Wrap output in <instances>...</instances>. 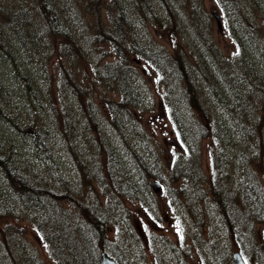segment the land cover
Here are the masks:
<instances>
[{"label": "bare ground", "instance_id": "bare-ground-1", "mask_svg": "<svg viewBox=\"0 0 264 264\" xmlns=\"http://www.w3.org/2000/svg\"><path fill=\"white\" fill-rule=\"evenodd\" d=\"M46 13H53V11L49 9ZM47 16L49 17V15ZM59 17L65 19L62 14L54 11L50 15L53 22L45 19L43 22L40 21L37 26L40 29L42 26L43 28L50 27L53 31H62L61 37L69 48H73L75 45H93L107 38V35L97 32L93 28L94 26L89 23L78 25L84 29L74 31L75 28L70 27L66 22L61 25L58 21V19L60 20ZM27 24H30L29 15L25 19L14 12L10 13L9 20L0 21L2 28L0 34V204L7 197L16 195V185H18L15 184L14 180L16 175H23L24 182H22V186L19 184L20 190L18 192L25 194L20 197V201L17 203L21 207L15 208V213L11 216L15 218H10L11 231L5 237V244L3 245V249L9 250L4 251L3 257L12 260V263L8 264H28L20 256H17L18 251H15L22 245L26 247L25 225L22 222L30 224L35 230H37V225H49L52 227V231L47 228V233L53 235L57 223L63 220L60 215L54 213L58 206L55 198L64 192L67 193V191L75 189L82 177L84 178L87 169L95 170V164L100 165L99 156L102 152L85 150L81 142L84 141V144L86 141L88 143L93 142L89 138V126L92 124L105 135L103 149L109 159L105 167L101 165L99 167H102L103 170L113 168V173L126 179V185L135 192L139 194L144 192L142 176L149 175L154 169V164L162 170V163L152 154L149 143L143 138L140 128L133 123L126 110L128 108L125 104L126 101L136 100L151 105L156 103L153 94L140 85L131 70L130 73H123L121 77L123 80L122 94L108 91L107 95L114 102L110 103L112 114L107 119L102 116L101 99L89 98L90 101L85 103L77 97L73 89L66 87L64 114L66 115L68 130L74 128V132L64 134L60 131L59 127L62 125L59 122L62 116L47 102V79L42 72L41 63L37 59L36 61L33 60L37 57L36 54L25 51V45L23 43L17 44L16 41L21 42L26 35L30 34L28 31L31 28ZM195 25L198 26L196 27L198 33L193 31L195 34L193 38L199 51L193 52L187 57L189 60L184 59L183 61L187 67L185 72L192 73L194 76L185 78V75H182L177 79L182 86L180 90L185 89L187 96L178 94L177 92L180 90L176 85L177 92L170 93L165 100L166 103L164 102V106L173 114L175 113L174 116H176L177 122L183 126L185 135L189 138L194 151L191 160L189 158L178 159L175 167L173 165L172 170L169 171L168 181L175 183L179 178L182 180L187 188L181 191L177 200L189 201L188 205L191 206L199 222L204 223L208 220L205 214L226 219L225 217L238 208V203L229 195H219V204L214 202L213 204L207 203L203 206L204 208L200 206L199 201L206 199L207 191L199 188L197 183H193L194 180H202V168L201 163L192 161L196 160L199 155L198 151L200 152L199 143L197 144L194 139L202 136V129L198 123H195V128L199 131H194L190 124V116L193 113L196 114L197 110L207 108L214 112L218 120H224V126H228L226 127L227 131L220 128L218 135L220 137L234 135L233 140L243 139L247 147L248 153L238 156V164H247L251 157L252 159L260 157L262 153L259 150L260 144L258 142L259 137L264 135V119L249 120L241 125V131L245 135L248 133V136L237 135L232 130L231 125L229 126L231 121L226 120L225 117L229 107H231L230 105H233L235 101L231 97L227 99L225 97L236 95L238 100L244 98L256 106H258V102L263 100L260 98L264 97V37L262 32H259L253 25H232L230 32L236 40L237 51L231 55H225L219 48L213 46V38L208 39L200 36L201 24L190 23L185 26L192 28ZM176 28L175 33L179 35L181 25H176ZM209 30L204 29L202 31L205 34L208 31L212 35L211 24ZM135 34L142 39L144 38L142 35H145L142 27L135 28ZM44 47L45 45L39 49ZM140 49L150 52L155 57L161 56L154 48L140 46ZM214 63L217 66H214ZM226 70H239L244 78L232 79L225 75ZM251 72L253 76L250 79L245 78L247 77L245 74ZM24 80L30 82L37 91L34 92L26 86ZM232 82H235L237 86L228 89L225 85ZM239 84L246 86L248 90H239ZM123 94H125L126 101L123 99ZM181 97H184L183 100ZM124 138L129 143L134 144L135 153L133 155L125 154L124 145L121 142ZM73 145L77 146V151H68L69 146ZM224 145L231 148L227 140L224 141ZM90 158H95L94 161H99V164L89 160ZM47 161L54 162L48 164L49 171L53 175L48 174L43 169V165ZM219 161V171L223 175L228 172V168L222 160ZM26 170H30V174ZM97 171H99L97 177L105 178L107 176L106 172L102 174L101 170ZM149 186L152 190L151 180ZM22 187L26 190L25 193L21 191ZM251 190L253 193H258L252 184ZM205 194L206 197L204 198ZM122 196L123 191L111 194L103 207L94 208L91 215L93 224L80 237L82 242L76 258L71 250L65 249L62 253L74 258L75 264L76 261L83 262V264H95L96 257L97 263L101 264L100 255L105 252L101 249L103 223L110 218L117 197ZM258 207L262 210L260 205L255 204V208ZM128 220L123 223L121 220L117 222L123 225ZM109 225L108 223L104 229L108 228ZM63 241L69 248L70 241L65 238ZM215 242L217 244L215 249L225 246L227 243L225 236L216 237ZM112 245L115 250L119 251L118 258L129 264L131 263L130 256L133 254L132 250L139 251V246H134L131 241L128 243L124 235ZM158 246H156L157 251ZM160 246L165 250L164 245ZM161 251L163 252V249ZM163 259H166L165 255H163Z\"/></svg>", "mask_w": 264, "mask_h": 264}, {"label": "trees", "instance_id": "trees-1", "mask_svg": "<svg viewBox=\"0 0 264 264\" xmlns=\"http://www.w3.org/2000/svg\"><path fill=\"white\" fill-rule=\"evenodd\" d=\"M218 1L223 3L225 0ZM247 1L250 7L254 4V0ZM257 2L259 3L260 1L257 0ZM235 3L237 11L243 10L245 0H235ZM262 3H264V0ZM49 9L52 10L53 13L56 11L65 17V19L59 17L60 20L58 19V21H60L59 23L61 25L63 22H66L70 27L75 28L74 31H77L78 29H84V27L78 25L89 23L94 26L93 28L97 32L107 35V38L93 45H75L73 48H69L61 37L62 31H53L50 27L43 28L42 26H40V29L37 26L40 21L43 22L45 19L51 21L50 15L53 13H46ZM12 12L16 15L23 16L25 19L26 16H30V24H27L31 28V30L28 31L30 34L26 35L21 42L18 40L16 41L17 44L23 43L25 45V51L37 55L33 60L36 61L37 59L41 63L42 72L47 79V102L61 114L62 119L59 123L62 127H59V129L64 134H71L74 132V128L70 131L68 130L66 115L64 114V92L67 91L66 87L73 89L77 97L85 103L90 101L89 98L101 99L102 116L104 119H107L112 114L110 103L114 102L112 98L107 95L108 91L111 90L120 92L121 94L123 93V80L121 79L123 73H130L131 70L135 74L134 77L139 81L140 85L145 87L148 92L152 93L149 82L141 72L142 66L148 65L157 73L158 82L162 88V97L165 102L171 92H177L175 88L176 85L178 90H180V87L182 88L180 81L177 80L179 77L182 75H185V78L194 76L192 73L188 74V72H185L187 67L183 61L184 59L189 60L187 58L189 55L199 51L193 38L195 35L193 31L198 33L196 28L198 26L195 25L189 28L185 25L190 23L201 24L200 36L208 39L212 38V35H210L208 31L207 34L202 31L204 29L209 30L211 23L205 13L204 18L202 17V11L200 10L199 12V6L196 0H107L103 4H101L100 0H0V21L9 20V15ZM47 15H49V17ZM2 17L3 19H1ZM176 25H181L179 29L181 35L175 33V30H177ZM141 27L145 33V35H142L144 37L143 39L135 34V28ZM41 30L43 32H40ZM151 30H163L164 33L170 36L174 41L171 49L169 50L167 47L158 43ZM1 33L2 28L0 27V34ZM141 39L142 44L140 43ZM44 45V48L39 49V47ZM140 46L154 48L161 56L155 57L150 52L140 49ZM213 46L217 47L214 41ZM20 49L23 50L22 48ZM54 58L57 61L55 64L52 63ZM80 61L87 63L91 73L90 82L86 87H83L82 84H80L81 80L77 78L78 69L80 70ZM214 66L217 65L214 63ZM225 75L232 79L244 78L241 76V73H239V70H226ZM245 75L247 79L253 76L252 72ZM24 84L34 92L37 91L35 87H32L30 82L24 80ZM92 85H95L97 89L94 90ZM225 86L228 89H232L237 85L235 82H232L227 83ZM238 88L243 91L248 90L246 86L241 84H239ZM177 93L181 96H187L185 89ZM228 97L234 99L235 102H233V105H230L231 107L228 109V114H225L226 120L231 121L229 126L231 125L232 130L237 135L246 137L248 133L245 135V133L241 131V125L247 123L251 119H264V97L260 98L263 100L258 102V106L253 102L249 103L247 99L244 98L238 100L236 95L227 96L225 99ZM183 98L184 97H181V100H183ZM123 99L126 101L125 94H123ZM125 104L128 107L126 110L131 120L140 128L143 138L148 140L149 135L144 126V118L147 113H151L153 110L151 108H154V105L136 100L126 101ZM168 112L178 132L177 138H180L179 140L186 145L184 151L189 155L192 150L191 143L188 141L189 138L185 135L183 126L177 122L176 116H174L175 113L173 114V112L169 110ZM195 123H198L200 129H202V136L195 138L194 141L198 144L207 138H211L214 143L211 145L209 141L206 147L212 159L213 168L211 177L208 180L209 194L213 196L211 204L214 202H218L219 204V195H229L238 203V208L229 216L225 217L226 219H222L223 222L228 225L231 224V231L229 230L226 232L224 236L227 238L228 243L229 236L232 234L235 240L238 241L241 238H245L251 244L254 225L260 221L264 223V185L261 183L258 173L251 167L252 157L247 164H238V156L246 154V152L248 153L247 147L243 139L237 138V140H233L232 137L234 135L229 137H220L218 135V130L220 128H224V130L227 131L226 127L228 126H224L225 121L222 119L218 120L214 112L209 111L207 108L199 111L197 110L196 114L193 113V115L190 116V124L194 131H199V129L195 128ZM89 134V138L93 142L88 143L86 141V144H84V141L81 142L85 150H99L102 152L99 156L101 160L100 165L105 167L109 162L107 153L103 149L105 135L93 124L89 126ZM225 140L229 141L231 148H227L224 145ZM121 142L124 145L123 147L126 155L129 156L135 153V146L133 143H129L125 138L122 139ZM69 147L71 149L69 148L68 151H77L76 145ZM260 149L259 147V150ZM260 156L264 157L263 154H260ZM224 157H227L230 163L237 162L236 170L234 171V182L230 185L226 184L223 180L226 174L221 175L219 171V160H222ZM180 158H182L180 154L177 155L176 158L171 156L168 166L169 171L172 170L171 168L173 165L175 167V163ZM89 160L94 161L95 158H90ZM94 162H98L99 164V161ZM52 163L54 162L47 161L43 165V169L50 175L53 174L49 171L50 167L48 164ZM224 164L228 167V163L224 162ZM99 166L95 164V170L87 169L84 178L82 177L75 189L69 190L67 193L64 192L59 195V197L55 198L58 206L54 213L60 215L63 220L57 223L53 235L47 233V228H50L52 231V227L49 225L39 226L36 224L37 231L46 246L47 254L57 264H75L74 258H70L71 256H66L62 252L65 249L71 250L76 258L82 242L80 237L93 224L91 215L94 208L103 207L107 203L109 195L121 191H123V196L117 197L110 218L103 223V241L101 249L114 258L118 264H127L126 261L123 262L118 258L117 254L119 251L115 250L112 244L115 243L123 233H132L131 219L134 218V212L129 209L128 204L135 201L147 205L148 208H150L152 206L151 203L156 204V198L149 186V181L156 179L159 182L162 181L163 185L166 186L162 170L155 164L154 169L151 170L149 175L142 176L144 192L141 194L132 190L130 186L128 187L126 185L127 180L114 174L113 168L111 169L109 167L110 169L103 170L102 167L100 168ZM84 170L86 171V168H84ZM97 170H101L102 174L106 172L107 176L105 178L97 177V173H99ZM26 171L30 174V170ZM14 180L15 184H18L16 185L17 193L15 196L10 198L7 197L5 201L0 204V223L3 220L10 221V218H15L11 216L14 215L15 208L21 207L17 203L20 201V197L25 195L18 192L20 190L19 184L22 186V182H24L23 175L19 174L14 176ZM178 180L181 179L179 178ZM199 182L201 181H193L195 184ZM251 184L258 193L252 192ZM174 188V196L177 198V196L181 194V191L177 187ZM183 190H185V187H182V191ZM21 191L23 193L26 192L23 187ZM145 194L146 196H144ZM178 201L184 208H191V206L188 205L189 201L185 199H178ZM199 203H201L200 206L204 208L203 206L207 204V200L204 199L199 201ZM255 204H258V206L260 205L262 210H260L259 207L255 208ZM151 214L154 215V212H151ZM209 216L210 215L205 214L206 218H209ZM127 219L129 220L123 225L117 222L121 220L123 223ZM108 223L110 225L108 228L104 229ZM115 227L118 228L117 231ZM10 231L11 222H5L0 226V264H2V262L3 264L12 263V260L3 257L4 251H9L3 249V245L5 244V237ZM63 238L70 241L69 248H67ZM132 240L134 241L135 239L132 238ZM159 243L166 244L165 240L158 236L154 242V246L156 247ZM216 250L212 251L210 249V251H212L211 256L214 258L215 264H220L223 261V256L227 255L229 250H221V252ZM15 251H18L16 255L20 256L25 263L41 264L39 251L28 239L26 240V247L22 245L21 248ZM254 252L260 264H264V250L261 252V250L258 249ZM76 264H83V262L76 261ZM95 264H99L97 263V257L95 259Z\"/></svg>", "mask_w": 264, "mask_h": 264}, {"label": "rangeland", "instance_id": "rangeland-1", "mask_svg": "<svg viewBox=\"0 0 264 264\" xmlns=\"http://www.w3.org/2000/svg\"><path fill=\"white\" fill-rule=\"evenodd\" d=\"M100 1L103 4L107 0ZM258 1L260 2L258 3L257 0H254V4L250 7L249 2L245 0L243 10L237 11L235 0H225L223 3L218 0H196L199 12L200 10L202 11V17L204 18L205 13L212 25V38L225 55H231L237 51L236 40L230 32L232 25H253L259 32H262L264 37V3H262L263 0ZM213 11L220 15L222 20L221 27L217 25ZM152 34L158 43L169 50L171 49L174 41L163 30L152 31ZM55 62L57 61L54 58L52 63L55 64ZM79 65L80 70L78 69L77 78L81 80L80 84L86 87L90 82L91 73L87 63L80 61ZM142 67L141 72L149 82L151 92L156 100L154 109L151 113H147L144 118V126L149 135L147 142L152 154L158 157L162 163V175L166 186L161 181L158 182L160 187L156 193L152 190L156 198V204L151 203L152 206L150 208L135 201L128 204L129 209L134 212V218L131 219L132 225L130 224L132 233H123V235L126 236L128 243L131 241L134 246H139V251L132 250L133 254L130 256V264H215V260L211 256V252L215 251L214 247L217 246L215 238L224 236L226 232L231 231V224L228 225L221 218H216L213 215H210L207 221L201 223L192 208H184L174 196V187L182 191V187L187 188V186L183 184L182 180H177L175 183L168 181V166L171 156L176 158L180 154L182 158L191 160L194 151L192 148L188 155L184 151L186 145L179 140L180 138H177L178 132L175 124L169 116L168 109L164 106L162 88L158 82L157 73L151 66L143 65ZM92 88L94 90L97 89L95 85H92ZM209 141L211 145L214 144L211 138H207L198 144L200 152L198 151V157L192 162L201 163L202 180L199 184L197 183V186L207 191V197L205 194L204 198L206 197L207 203L211 204L213 196L209 194L208 180L211 177L213 168L212 159L206 148ZM258 144H260V151L264 155V135L259 137ZM222 160L228 163V172L225 173L226 176L223 180L230 185L234 182V171L236 170L237 162L230 163L227 157L222 158ZM251 167L258 173V177L264 185V157L260 156L252 159ZM149 210L154 212V215ZM5 222L11 221L3 220L0 226ZM22 223L25 225L24 232L27 239L40 253L41 264H57L47 254L46 246L38 232L30 224ZM115 228L117 231L118 228ZM158 236L162 237L166 244L159 243L157 251L154 242ZM132 238L135 239L134 242ZM226 242L225 246L216 250L220 252L221 250H229V253L223 256V261L220 264H228L231 253L235 250L240 251L246 264H260L254 251L260 249L262 252L264 250V223L260 221L254 225L251 244L245 238H241L238 241L235 240L232 234L229 236V243L227 238ZM160 245H164L165 250ZM161 249H163V252ZM163 255L166 256L165 260Z\"/></svg>", "mask_w": 264, "mask_h": 264}, {"label": "water", "instance_id": "water-1", "mask_svg": "<svg viewBox=\"0 0 264 264\" xmlns=\"http://www.w3.org/2000/svg\"><path fill=\"white\" fill-rule=\"evenodd\" d=\"M216 21H217V25L219 27L222 26V23H221V18L219 16L218 13L216 12H212ZM151 186L153 188L154 191H157L159 189V184L158 182H156L155 180L151 181ZM100 259H101V264H117L115 262V260L113 258H111L108 254H106L105 252H103L101 255H100ZM229 264H245L241 254L238 252V251H234L232 252L231 254V261L229 262Z\"/></svg>", "mask_w": 264, "mask_h": 264}]
</instances>
